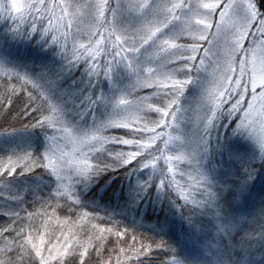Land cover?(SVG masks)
<instances>
[{"label": "snow or ice", "instance_id": "1", "mask_svg": "<svg viewBox=\"0 0 264 264\" xmlns=\"http://www.w3.org/2000/svg\"><path fill=\"white\" fill-rule=\"evenodd\" d=\"M21 98V126L0 131V186L19 205L0 212V264H88L93 251L97 264H153V251L264 264V0H0L5 121ZM121 171L106 226L81 212L50 231L69 225L56 215L68 205L99 209Z\"/></svg>", "mask_w": 264, "mask_h": 264}, {"label": "trees", "instance_id": "2", "mask_svg": "<svg viewBox=\"0 0 264 264\" xmlns=\"http://www.w3.org/2000/svg\"><path fill=\"white\" fill-rule=\"evenodd\" d=\"M22 99L23 98H21L20 100L14 99V103L11 106L12 107V112L9 114V118H8L7 121H5L2 116H0V131H3L4 129L9 128L10 126L11 127H20L21 126V123L20 122H14L12 120V117L14 115H16L17 113H19L21 118H23V112H22L23 103L21 102ZM3 102L5 104H7L8 101H7V99H4ZM0 111H2V110H0ZM22 122L23 123H28L29 121L27 119H22ZM116 133L120 135L122 132H116ZM40 171H42V170H40ZM114 177H115V182L112 183L111 186L107 188L106 193H104V195H103V200L101 201L102 205H105V204L112 205L113 202H114V196H115L113 194L116 193L121 187H123V185H125L126 181L128 180V177L122 171L115 173ZM258 189H259V187H258ZM260 190L264 191L262 189V186L260 187L259 191ZM256 194H257V192H256ZM258 194H257V196H258ZM68 207H71V205H68ZM68 207H65L63 211H58L56 213V215L61 220H65L68 217L70 219H67V220L74 221L75 218L78 217V213L87 212V211H83L81 209L80 210L79 209L78 210L75 209L72 213H69L68 212ZM89 213H92L93 215H96L98 213V217L96 219L92 220V222H94L95 224H101V225L106 226L104 224L105 213L103 211V207L102 206L99 209H93ZM163 218H164L163 214H161L159 219L163 220ZM3 219H4V216H0V227L8 226L9 223L7 221L3 220ZM53 219H55V217ZM154 219H157V217L152 214L151 210H149V214H148V216H147V218L145 220L148 221V220H154ZM148 222H150V221H148ZM90 226H91L90 223H88L87 224V228H90ZM123 226L124 225L122 224L121 227H123ZM137 232H142L146 238H150V239H154V240H159L160 239V237L154 236L151 232H146L144 230H139V229H137ZM81 238H86V230H85V232H84V234L82 235ZM111 239L114 240L115 238H111ZM128 239L130 240V237ZM145 242L147 243L148 239H146ZM113 246H114L113 243H107V249H112ZM120 246L127 247L128 244L126 242V243H124V244H122ZM107 249L103 253V258L104 259H108L109 255H110V253H109V251ZM111 255H112V259L114 260L115 259V252L111 253ZM154 255L157 256L156 257L157 260H163V259L168 257V256L163 255V253L161 251H153L150 254V256L152 257L151 259H154L153 258ZM88 264H97L96 253L94 251L91 253V257L89 258Z\"/></svg>", "mask_w": 264, "mask_h": 264}, {"label": "rangeland", "instance_id": "3", "mask_svg": "<svg viewBox=\"0 0 264 264\" xmlns=\"http://www.w3.org/2000/svg\"><path fill=\"white\" fill-rule=\"evenodd\" d=\"M208 72H209V73L211 72V67H209ZM141 94H143V93H141ZM117 132H122L120 135H123V134H124L123 130H120V131H117ZM113 134H114V135H119V134H117L116 132L109 133V135H113ZM69 147H70V146H69ZM116 150H119V148H117ZM125 150H127L126 147H125ZM255 167L257 168V170H259V168H260L259 161L256 162ZM127 183H128V180L126 181V184L123 185V187L126 188ZM261 186H262V189L264 190V173H260V174H259V178L256 180L255 185H254V187H253V192H254V193L257 192V194H258L260 191H262V190L259 191V189H260ZM258 187H259V189H258ZM120 189H121V188H120ZM120 189H119V190H120ZM119 190H118L116 193H118ZM48 191H49L48 189H45L44 195H47V192H48ZM16 195H17V193H16L15 191H13V190H11V189H8V188H5V187H3V186H0V212H3V211H5V210H7V209H9V208H13V209H14V208L19 207V205L15 204V203L13 202V199H12V198L15 197ZM116 202H117V201H116V197L114 196V202H113L112 205H115ZM256 203L258 204V196H257ZM101 206L104 207V205H102V204H101ZM25 207H27V210H28V211H34L35 208H38V207H39V203H35V204H34V203H33V197H32L31 195H28V196H27V203L25 204ZM78 209L80 210L81 208H76V210H78ZM93 209H94L93 207H87V208H83V209H81V210H83V211H87V212L89 213V212L92 211ZM49 211H51V209H50ZM97 211H98V210H97ZM77 218H78V217H77ZM77 218H75V220H76ZM67 219H70V218L67 217ZM117 219H119V217H117ZM3 220L7 221L9 224L11 223V221L8 220L6 217H4ZM54 220H55V219H54ZM60 220H61V219H60ZM75 220H74V221H75ZM155 220H156V219H154V220H148V221H150V222H148L147 220H145V226H147L149 223L154 222ZM61 221H64V220H61ZM34 223L36 224V226H39V225L42 223V221H41L40 218H37V220H36ZM82 223H84V222L82 221ZM91 223H94V222L91 221V222H90V225H91ZM69 226H71V221H69V225H68V226H64L63 228H62L61 224L53 223V224L50 225V231H53V232H55V233H57V234L60 233L61 230L67 232ZM77 227H79V226H77ZM179 228H180V223H179L178 220H176V221L173 223V232H175V231L178 230ZM139 230H144V229H139ZM52 239H53V241H55V235L52 237ZM61 239H62V237H61ZM156 257H157V256L154 255V257H153L154 259H152L153 264H161V262L166 261V260H168V259L170 258V257H167V258H165V259H163V260H157ZM151 258H152V257H151ZM114 261H115V259L113 260V262H114Z\"/></svg>", "mask_w": 264, "mask_h": 264}]
</instances>
